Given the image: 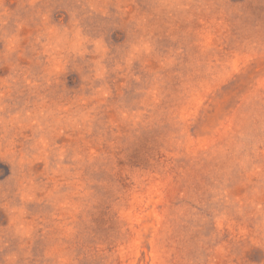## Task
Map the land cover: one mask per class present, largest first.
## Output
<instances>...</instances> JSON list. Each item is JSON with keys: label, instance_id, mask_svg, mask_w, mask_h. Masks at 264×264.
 <instances>
[{"label": "rangeland", "instance_id": "1", "mask_svg": "<svg viewBox=\"0 0 264 264\" xmlns=\"http://www.w3.org/2000/svg\"><path fill=\"white\" fill-rule=\"evenodd\" d=\"M0 264H264V0H0Z\"/></svg>", "mask_w": 264, "mask_h": 264}]
</instances>
